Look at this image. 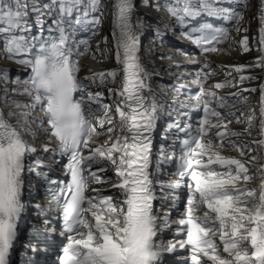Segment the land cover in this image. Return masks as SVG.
<instances>
[{"label": "snow or ice", "instance_id": "1", "mask_svg": "<svg viewBox=\"0 0 264 264\" xmlns=\"http://www.w3.org/2000/svg\"><path fill=\"white\" fill-rule=\"evenodd\" d=\"M220 3L164 0L157 9L166 10L182 27L204 13L229 21L239 33L249 0H236L239 10L220 7ZM54 7L53 25L59 35L50 40L32 36L30 16L35 14L42 24L45 10ZM101 10V0H53L51 5L10 0L0 5L6 58H15L31 69L27 79L14 81L21 86L10 90L28 97L29 102L11 101L7 116L0 111V264H10L25 208L21 197L26 175L43 178L52 203L62 211L61 235L69 241L59 258L62 264H162L164 254L178 248L190 249V264H264V84L259 86L258 105H247L239 93H231L235 100L230 102L228 96L211 89L234 86L233 82L205 89L203 82L215 73L204 64L195 81L199 94L193 105V110L203 113L202 118L195 129L178 121L168 125L167 131L184 134L179 156L165 154L163 148L155 154L153 140L161 107L138 54L136 28L141 23L134 17L133 0H114L112 55L116 67L83 78L77 75L79 66L71 51L76 42L71 37L80 27H88L96 35L100 17L93 14ZM257 19V50L264 53V0H259ZM231 30L206 23L184 35L201 53H215L221 50L218 45L229 40ZM240 44L244 52L251 50L247 35ZM248 67L264 69V54ZM243 70L235 69L238 73ZM254 79L241 75L238 82ZM0 81L12 82L2 72ZM237 102L246 105L239 110L241 115L248 112L244 121L236 113L223 112ZM37 108L42 113L39 120L32 115ZM98 112L102 115L96 116ZM234 120L245 123V129L230 128ZM33 123L46 139L39 148L24 139L25 135L37 136L30 127ZM256 127L259 139L251 143L240 140ZM105 132L108 139L98 143L96 137ZM225 149L238 156H225ZM37 152L47 156L29 162L28 157ZM57 156L67 160L68 181L51 179L44 170H51L44 160L55 161ZM172 163L177 166L175 178L164 182L160 179L163 166ZM108 171L115 180L105 175ZM253 181L255 185L250 186ZM93 184L108 187H91ZM181 187L189 189V196L177 231L186 239L165 245L160 236L171 226L169 217L178 199L172 194ZM157 188L165 194L157 196ZM106 191L113 194L106 195ZM170 195L171 207L154 206V201H167ZM201 210L202 215H194Z\"/></svg>", "mask_w": 264, "mask_h": 264}, {"label": "bare ground", "instance_id": "2", "mask_svg": "<svg viewBox=\"0 0 264 264\" xmlns=\"http://www.w3.org/2000/svg\"><path fill=\"white\" fill-rule=\"evenodd\" d=\"M10 0H0V5L9 3ZM53 0H38L40 5L52 4ZM102 10L101 12L94 13L93 15L100 17V24L96 35L92 34V31L88 27L78 28L74 35L71 37L76 43L71 45V51L77 55L75 63L79 66V72L77 73L79 78H83L92 73H100L106 70L113 69L116 67L112 50L115 46V40L112 34L113 28V4L114 0H101ZM135 13L134 17H138L141 26L136 28V32L139 35V56L141 62L150 74L149 83L151 84L152 90L159 101L162 103L166 99L173 102L174 100H180L178 97L177 87L179 81H192L197 80L198 76L202 74L195 66V62L200 64L202 67L204 64H208L211 70L215 73L210 79L203 82L204 88L209 89L216 83H224L225 81H232L234 86H226L222 89H211L216 91L221 96H228L229 101L235 100L231 93H239L240 96L247 99V105H258L259 103V86L264 84V69L259 67H248L254 64L260 55L256 37L258 35L259 22L257 19V8L259 0H249V5L243 12V22L241 24V30L237 33L233 31V35L230 41L222 46L220 51L215 53H209L201 56L200 58L192 59L182 57L174 49L168 50L165 46L166 41L169 40V34L171 33L170 28L177 23L176 19L172 17L166 10H158L157 5L163 4L164 0H133ZM226 9H240V5L236 3V0H221L218 5ZM55 7L52 11L45 10V15L40 19L42 22H49L54 28L53 20L55 19ZM29 22L32 27L39 26L35 14L31 15ZM135 22V21H134ZM235 28V25H233ZM248 29L247 32L244 29ZM32 29V28H31ZM247 35L249 38L250 51L244 52L240 41ZM80 41H87L88 44H81ZM76 48V50H74ZM8 53L4 50V37L0 36V72L5 73L8 77V83L0 81V111L7 116L11 110V101L17 100L24 103L29 102V98L21 95H16L10 90L13 88L20 87L14 81L19 78L25 80L26 72L28 67L23 64L17 63L16 59L6 58ZM26 58V57H25ZM195 61V62H194ZM177 65H180L177 67ZM242 67V72H236L235 69ZM230 73V75H229ZM253 76L256 77L254 80H245L243 83H239V77ZM256 88V92L245 91L246 89ZM107 97V92L105 91ZM107 102V101H106ZM244 103L237 102L235 107H230L223 110L224 114L229 112L236 113L241 121H244L248 115L245 111L244 115L240 114V109H245ZM39 110L38 108L36 109ZM35 110V111H36ZM32 113L36 120L39 113ZM102 115V113H99ZM13 122L14 119H13ZM257 120V124H258ZM30 127L37 136L25 135L24 139L39 148L41 143L46 142L44 134L38 124H30ZM230 128L243 131L246 127L245 123H236L235 120L229 125ZM215 130H213V135ZM115 133H113L114 135ZM39 137V138H37ZM258 127L253 128L249 133H246L240 137V140L251 143L254 140L259 139ZM108 139V136H97L96 140L98 143H102ZM40 153V152H37ZM223 154L225 156H238L235 151L225 149ZM252 155H256L255 152ZM108 177H112L115 180L114 173L108 171L105 173ZM26 179V178H25ZM255 181L252 185H255ZM25 187V186H24ZM91 187H105L107 185L93 184ZM24 189V188H23ZM105 193L113 194L110 191Z\"/></svg>", "mask_w": 264, "mask_h": 264}, {"label": "rangeland", "instance_id": "3", "mask_svg": "<svg viewBox=\"0 0 264 264\" xmlns=\"http://www.w3.org/2000/svg\"><path fill=\"white\" fill-rule=\"evenodd\" d=\"M103 135H105V136L107 135V136H108V134H107L106 132H105V133H103V134H101V135H99V136H103Z\"/></svg>", "mask_w": 264, "mask_h": 264}]
</instances>
